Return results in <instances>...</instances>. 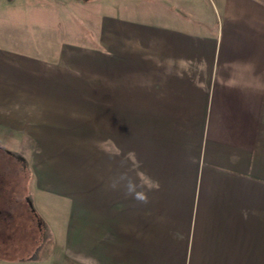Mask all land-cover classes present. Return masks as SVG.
<instances>
[{"label": "crops", "instance_id": "obj_1", "mask_svg": "<svg viewBox=\"0 0 264 264\" xmlns=\"http://www.w3.org/2000/svg\"><path fill=\"white\" fill-rule=\"evenodd\" d=\"M118 3L49 44L0 26L32 211L85 264H264V0Z\"/></svg>", "mask_w": 264, "mask_h": 264}, {"label": "rangeland", "instance_id": "obj_2", "mask_svg": "<svg viewBox=\"0 0 264 264\" xmlns=\"http://www.w3.org/2000/svg\"><path fill=\"white\" fill-rule=\"evenodd\" d=\"M118 4V0H0V26H13L24 33L30 31L33 41L37 42L41 34L48 39V43L62 28L79 30L83 26L88 29L93 25L94 17L104 11H118ZM61 33L66 34L65 38L69 37V33ZM0 138L15 142V145L7 146L0 140L3 147L15 149L13 153H7L0 146V254L31 257L46 264H85L65 252L60 232H50L27 201V198L31 200V192L35 198L38 194L34 190L33 175L25 165L30 155L28 148L39 145L35 142L36 138ZM33 143L36 145L33 146ZM85 154L84 151L82 154L65 155L71 159L77 155L84 158ZM79 165L82 166V163Z\"/></svg>", "mask_w": 264, "mask_h": 264}, {"label": "clouds", "instance_id": "obj_3", "mask_svg": "<svg viewBox=\"0 0 264 264\" xmlns=\"http://www.w3.org/2000/svg\"><path fill=\"white\" fill-rule=\"evenodd\" d=\"M137 198L141 200L145 199V197L141 193H137Z\"/></svg>", "mask_w": 264, "mask_h": 264}]
</instances>
